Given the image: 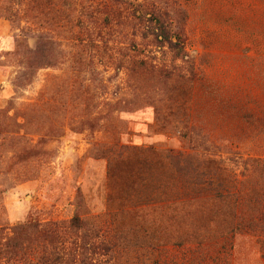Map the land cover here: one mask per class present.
<instances>
[{"label":"rangeland","instance_id":"obj_1","mask_svg":"<svg viewBox=\"0 0 264 264\" xmlns=\"http://www.w3.org/2000/svg\"><path fill=\"white\" fill-rule=\"evenodd\" d=\"M175 2L178 54L111 0H0L1 264L117 212L160 244L103 264H264V0Z\"/></svg>","mask_w":264,"mask_h":264},{"label":"trees","instance_id":"obj_2","mask_svg":"<svg viewBox=\"0 0 264 264\" xmlns=\"http://www.w3.org/2000/svg\"><path fill=\"white\" fill-rule=\"evenodd\" d=\"M117 5H121L123 9L129 10L134 20L146 24L147 29L151 31L159 42H168L170 47L177 52L182 51L186 44L183 29L180 27L181 19L175 21L171 11L178 16L175 9V0H111ZM171 6V8H170ZM176 41H173V38ZM171 69L164 70L167 77H171L173 73ZM189 80L193 78V70L189 69ZM256 161V160H254ZM216 167H221L215 164ZM202 176H205L202 174ZM209 176V175H207ZM200 188L212 192L213 196L223 195L219 186L214 182L212 176L204 178L203 182L197 184ZM215 185V186H214ZM226 196L233 194L229 190ZM111 225L113 228V242H107L100 239V233L96 229L92 221L84 219L79 215H74L67 224L59 222H47L44 225L34 223L36 229L35 246L30 249L35 253V260L30 264H103L101 256L105 257L108 254L113 256L117 246L124 248H134L136 250H145L150 247L159 245V237H154L148 233V228L142 241H132L128 239V235L135 233L140 226V223L132 224L128 227L122 219L120 213H112ZM17 241L14 243L9 240L0 245V256L7 254L10 251L16 252L20 248L17 246ZM29 246V244H28ZM25 247L24 250L28 248ZM22 247V246H21ZM23 250V249H21ZM147 252V250H145ZM100 254V257H96ZM12 259L11 257L8 260ZM1 264V263H0Z\"/></svg>","mask_w":264,"mask_h":264}]
</instances>
